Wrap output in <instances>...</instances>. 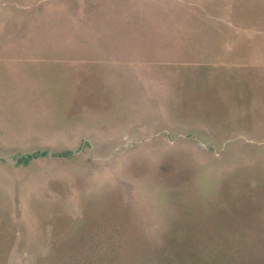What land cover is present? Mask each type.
<instances>
[{
	"label": "rangeland",
	"instance_id": "374dc122",
	"mask_svg": "<svg viewBox=\"0 0 264 264\" xmlns=\"http://www.w3.org/2000/svg\"><path fill=\"white\" fill-rule=\"evenodd\" d=\"M0 264H264V0H0Z\"/></svg>",
	"mask_w": 264,
	"mask_h": 264
}]
</instances>
